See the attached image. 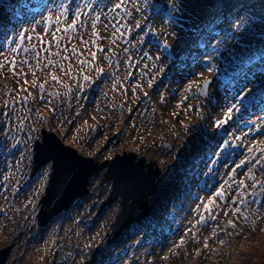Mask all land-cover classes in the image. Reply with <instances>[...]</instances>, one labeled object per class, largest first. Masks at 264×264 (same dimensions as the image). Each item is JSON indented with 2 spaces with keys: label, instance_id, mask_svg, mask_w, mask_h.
I'll list each match as a JSON object with an SVG mask.
<instances>
[{
  "label": "rangeland",
  "instance_id": "obj_1",
  "mask_svg": "<svg viewBox=\"0 0 264 264\" xmlns=\"http://www.w3.org/2000/svg\"><path fill=\"white\" fill-rule=\"evenodd\" d=\"M216 1L217 0H188L187 3L193 4L194 2H198L199 5L204 6V4H207L209 2L215 3ZM97 15H99L98 12H97ZM92 20H94L93 17H92ZM64 21H67V18ZM58 25L62 27V25H60V22ZM103 25H104V22H103ZM103 25H101V27H103ZM109 30H112V29L110 28ZM109 30L105 29L103 31L102 33L103 38L101 42H103V44L105 45H109L115 52H117V54H120L121 53V48H120L121 37H119L115 32H112L113 30L112 31H109ZM76 32L77 31H75V33ZM162 32L169 38H173V35L175 34V38H173V40L176 41L177 43L182 44L183 40L179 41L178 39L179 36L182 35V34H179L178 29H173L172 31H168L166 26L163 25ZM54 35L57 39L61 40V43L63 45L69 42L68 38L70 37V34L65 33L61 28L58 29V31H55ZM115 35H117L118 37L116 38ZM81 39L82 37L80 35L77 36V43L81 42ZM83 45L84 47L87 46L86 41H84ZM77 56L78 54H75V57ZM7 57H9V55L6 52L0 54V84L2 82L1 79H8V78L13 79L14 78L11 75V73L8 71L7 62H6ZM77 66H78L77 68L80 70L81 67L79 65ZM192 71H193V76L198 79L204 78L209 74L205 72L203 69H201L199 66H193ZM202 72H204V74L199 78L198 74ZM3 73L6 75L3 76L2 75ZM1 75H2V78H1ZM148 85H146L143 88H147ZM142 90L143 89H139L140 92H142ZM162 96H163V93L162 92L159 93L158 99L161 101H164V99L167 97L163 98ZM167 103L174 104V105L167 107L165 116L173 117V114L177 112H181V106L177 103V98L169 95ZM209 108L212 110L214 108V105L210 103ZM96 112H98L101 118L104 117L103 116L104 113L99 112L97 107H96ZM142 124L144 123L143 122L139 123V126L137 127L138 129L133 130L134 133L130 132L132 135V140L137 139V141H135L134 143L130 142V144L126 147H120L119 144L116 145L115 149L110 148V146L106 148L104 147V144L103 145L98 144L97 146H92L86 143H83V144L78 143L79 144L78 145L72 142L71 138H68V141L69 143L73 144L81 153L84 152L83 154L92 157L93 160L95 161L101 162L102 160H107L108 163L104 166L102 173L105 172V170L109 166V163L118 154L127 155L128 157H131L130 155L133 154L135 157L134 158L135 163H138L140 159L144 158V163L146 164L144 166L145 171H147L149 167L148 163H153L152 165L153 169L159 168L160 170L162 166L164 165V162L162 159L164 157L165 152H163L159 146H156L153 152L146 150V148L141 149V150L137 148V145H136L137 142L143 145L140 139V136H139L140 132H142L143 130ZM121 125H127L129 129L131 128L130 123L129 122L125 123L124 120L123 122L118 121L117 126H121ZM84 126H85V121L83 120L82 129L84 128ZM56 134H58L59 137L62 139L63 135L61 132L57 130ZM134 135H136V137ZM110 138L112 140L111 143H113L114 142L113 137H110ZM191 138L193 139L195 146H197L199 142L201 141V133L196 132L195 135H193ZM253 141H255V143L264 144V136L260 134L259 136L254 137ZM125 143H128V141H126ZM107 150H109L108 154H106V156H103L102 153ZM134 213H136V211H134ZM11 224H14V223L12 222ZM247 229L248 231L246 234L236 237L230 243H228L225 247L218 248L217 244L215 243L214 246L210 250L206 251V254L201 257H196V255L194 254L195 253L194 250L199 248L198 244L194 242L191 243V240L187 239V242H186L187 247L183 248L180 251V255H177L176 257L171 258V264H251V263L264 264V210H262V212L260 213H257L255 215V218H253L252 221L247 222ZM103 230L104 228H101V230L99 231L102 232ZM102 236L104 237V233H102ZM103 237H101L98 241L99 242L102 241ZM11 240H12L11 238L9 237L6 238V236L3 234V236L0 237V249L3 247L9 246L11 243ZM11 254H10L11 257H9L10 260L14 259L15 256H19L22 259L21 255H14V254L11 255ZM220 256L225 258L223 263L218 262V259L220 258ZM24 257H25V260L23 262H25V264H33L32 262H36L39 264H45L41 262L40 254H35L34 256L25 255ZM21 264L23 263L21 262Z\"/></svg>",
  "mask_w": 264,
  "mask_h": 264
},
{
  "label": "water",
  "instance_id": "obj_2",
  "mask_svg": "<svg viewBox=\"0 0 264 264\" xmlns=\"http://www.w3.org/2000/svg\"><path fill=\"white\" fill-rule=\"evenodd\" d=\"M49 143L52 142H49L48 138L46 137L45 143L37 146V163L40 164L41 162H43L48 154H51L52 152L56 153V156L54 157V172L52 174L50 186L47 190L48 194L45 197V204L48 201L47 198H49L50 200L53 199V202L57 204L52 210V213H54L58 209L63 207L71 197L82 191V187L85 184L88 174L91 173L92 168L89 165L82 164L80 168L81 172H79V170L76 168V165L80 162L79 157H76L72 152H63V150L56 146L55 143H52L53 147L51 150H49ZM129 165H132V163L127 162V164H125V166H123L119 172H113L115 164H112L110 165L109 170L112 172L109 173L115 176V183L117 187L124 192L125 197L128 198L129 196H132L134 199L133 202H136L140 198V196L138 195L139 190H136V188H132V184H128V179L122 178V176L125 175L123 169L125 167L127 168V166ZM152 179L153 178H150L151 182ZM150 191L151 189H148L146 191V194ZM5 258L6 253L0 252V264H5Z\"/></svg>",
  "mask_w": 264,
  "mask_h": 264
},
{
  "label": "bare ground",
  "instance_id": "obj_3",
  "mask_svg": "<svg viewBox=\"0 0 264 264\" xmlns=\"http://www.w3.org/2000/svg\"><path fill=\"white\" fill-rule=\"evenodd\" d=\"M115 165H120V164L116 163ZM162 167L164 169H166L165 165H163ZM123 171L125 172V175H123L122 178L128 179V184H132V186H133L132 188H134V189L136 188V190H141L145 185L148 184V182H146V178L141 177V173H140L139 169L137 168V166L129 165V166H127V168L125 167L123 169ZM109 172H112V171H109ZM7 250H8V247H3L0 249V252L7 251ZM15 260L16 259H14L13 262L8 261L6 264H17L18 262Z\"/></svg>",
  "mask_w": 264,
  "mask_h": 264
},
{
  "label": "snow or ice",
  "instance_id": "obj_4",
  "mask_svg": "<svg viewBox=\"0 0 264 264\" xmlns=\"http://www.w3.org/2000/svg\"><path fill=\"white\" fill-rule=\"evenodd\" d=\"M119 6H120L119 4L116 5V7H119ZM74 23H75V22H74ZM137 26H139V25H137ZM69 27H71V25H69ZM52 78H53V80L57 79V77H56L55 75H53ZM40 86L42 87L43 85H40ZM243 88H244V85H242V86L240 87L239 92H243ZM236 95H238L239 98H238V100H237V104L233 105V108H237V109H238L239 105L244 103V101H245V96H244V95H239V93H237ZM234 98H236V96H234ZM233 108H229V112H232ZM224 122H226V121H224ZM220 123H223V122H217V126H219ZM244 163H245V161H241V164H240V165H237V167H240V166L243 165ZM216 195H217V196L222 195V192H221V191H218V192L216 193ZM214 234H215V233H214Z\"/></svg>",
  "mask_w": 264,
  "mask_h": 264
}]
</instances>
